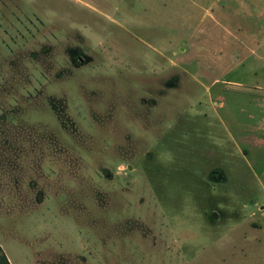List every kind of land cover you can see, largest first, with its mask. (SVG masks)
Here are the masks:
<instances>
[{
	"label": "rangeland",
	"instance_id": "obj_1",
	"mask_svg": "<svg viewBox=\"0 0 264 264\" xmlns=\"http://www.w3.org/2000/svg\"><path fill=\"white\" fill-rule=\"evenodd\" d=\"M10 264H264V0H0Z\"/></svg>",
	"mask_w": 264,
	"mask_h": 264
},
{
	"label": "trees",
	"instance_id": "obj_2",
	"mask_svg": "<svg viewBox=\"0 0 264 264\" xmlns=\"http://www.w3.org/2000/svg\"><path fill=\"white\" fill-rule=\"evenodd\" d=\"M0 264H10L1 246H0Z\"/></svg>",
	"mask_w": 264,
	"mask_h": 264
},
{
	"label": "crops",
	"instance_id": "obj_3",
	"mask_svg": "<svg viewBox=\"0 0 264 264\" xmlns=\"http://www.w3.org/2000/svg\"><path fill=\"white\" fill-rule=\"evenodd\" d=\"M256 1H259V0H256Z\"/></svg>",
	"mask_w": 264,
	"mask_h": 264
}]
</instances>
